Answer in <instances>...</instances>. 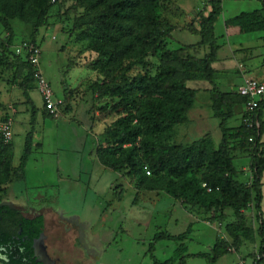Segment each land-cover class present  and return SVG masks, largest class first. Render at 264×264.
I'll return each mask as SVG.
<instances>
[{
  "label": "trees",
  "instance_id": "16d2710c",
  "mask_svg": "<svg viewBox=\"0 0 264 264\" xmlns=\"http://www.w3.org/2000/svg\"><path fill=\"white\" fill-rule=\"evenodd\" d=\"M55 1L0 0V25L7 35L5 42L0 40V47L7 48L12 44L14 32L11 20L15 18L30 24L31 36H35ZM207 1L209 10L200 17L196 31L200 41L196 45L168 49L163 42L173 30V25L164 27L168 21L161 15L160 0H85L87 9L92 13L90 24L99 33L93 48L100 56L99 70L103 75L100 83L92 85V90L99 92L101 97L112 98L109 112L116 116L99 135L96 154L105 167L116 172L123 169V174L134 179L138 188L160 189L187 209L210 214L207 218L210 223H224L227 237L218 235L209 252L194 254L187 253L184 243L191 231V223L179 234L158 230L148 247L151 264H185L189 256H199L214 263L229 252L238 253L245 241L253 243L256 234L260 237L259 246L257 253L251 255L255 258L257 254L258 262L264 264V220L260 209L261 174L264 170L261 143L264 119L261 110L264 100L251 113L244 109L238 126L227 125V121L235 115V107H244L245 97L236 90L223 91L214 82L212 63L217 60L219 49L214 27L222 12L223 0ZM259 1L260 8L241 11L224 20L226 35L264 31V0ZM262 41L264 45V35ZM201 46L207 49L202 56L197 50ZM155 49L160 53L153 73L139 72L126 77L134 62L125 64V60L143 63V58ZM262 62L264 64V58ZM20 65L26 74L18 88L25 97L24 103L30 107V130L25 135L17 166L12 163L13 143L5 141L0 132V184L7 182L6 189L8 184L24 179L33 148L41 146L33 142L37 109L28 94L35 80L34 66L26 54ZM188 80H206L211 84V109L219 120L221 131L217 147L210 133L188 144L169 142L174 134L173 127L189 120L188 111L196 90L186 86ZM42 115L52 117L45 104ZM235 151L247 153L250 157V184L237 179L233 164ZM145 166L149 174H146ZM208 188L211 190L208 191ZM251 205L257 221L256 229L248 224L245 214ZM227 209H231L234 215L231 222H226ZM35 220L39 231L43 227V216L39 215ZM27 237L22 246L8 250L9 260L3 264H40L32 257L33 235L26 234ZM162 239L177 242L173 253L164 260L153 254L155 243ZM0 246H3L2 242Z\"/></svg>",
  "mask_w": 264,
  "mask_h": 264
},
{
  "label": "rangeland",
  "instance_id": "374dc122",
  "mask_svg": "<svg viewBox=\"0 0 264 264\" xmlns=\"http://www.w3.org/2000/svg\"><path fill=\"white\" fill-rule=\"evenodd\" d=\"M160 1V12L162 15L165 0ZM176 1H178L177 4L179 3V5L183 6V9L187 8L189 10L191 8V15H193V8L195 7L194 12H199V14L194 15L193 19H191L192 21H199L202 13H207L209 10L207 0ZM260 7L261 3L259 0H223L222 12L215 24L217 41L219 43L224 42L225 27L223 17L234 16L241 11H251ZM91 17L92 13L87 9L85 0H56L50 5L43 24L38 28L35 36H31L32 28L30 24L17 18L11 20V26L14 32L13 42L7 48L0 47V124L4 122L2 118H6L7 120L8 115L13 114V109L17 105L18 90H20L18 84L26 74V70L21 68L20 63L26 52L23 50L19 52L16 47L21 46L25 41L36 43L40 48L39 69L42 77L49 84L52 92L51 99L55 102L59 99L62 100V103L59 105L60 113L73 110L68 112L66 116L71 115L74 118L83 120L85 117L84 110L88 108V113H92L91 120L98 119L101 130H104L105 126H108L115 120L116 116L110 114L108 107L112 103V98L101 97L99 92H93L92 90V85L94 83H100L103 75L99 70L98 61L100 56L93 48V43L98 39L99 33L90 24ZM173 19H177L181 23L183 22L184 16L181 17V15L175 14ZM170 25L169 21L167 24L164 23L165 28ZM173 30L175 31V27H173ZM173 30L163 42V45L168 49L178 47L180 42L183 44L184 42L192 43L193 39L199 40L198 36L194 37L189 33H178L176 31V35H174ZM256 33L263 35L264 31H255ZM0 40L4 42L7 40L6 31L1 25ZM253 42H256V44L261 43V47L258 50L264 53L262 39L258 42V38L256 37ZM224 48L226 49V47ZM159 53L158 49L153 50L143 58V63H136V60H125V64L129 61L134 62L129 71L126 72V77L130 78L139 72L145 73L148 71L153 73L159 63ZM200 55L202 56V54ZM229 77L233 78L232 84L234 85H228V76L220 72H217L215 81L224 90L235 88L234 86L239 84L238 78L235 77L234 72ZM33 86L34 88L31 89L29 95L37 112L41 113V126L43 121H45L46 126L50 123L54 124V118L52 119L51 117L42 115L44 102L38 92L36 80L33 81ZM65 88L66 90H64ZM202 96H205L204 93L199 94L198 102L200 101L199 97ZM24 116L21 111L15 116L13 128L14 163L18 162L23 144L24 129L27 124L23 120ZM205 120L209 132H211L214 138V145L217 147L221 139L218 118L214 117L210 110V116L206 117ZM58 122L61 123L60 120ZM238 122L239 118L230 119L228 126H235ZM41 131L40 126L36 128L34 141L41 142L43 140L45 142V151H37L30 156V167L34 173L37 175L40 174L41 160L45 159V169L48 178L47 180L42 179L41 181L36 180L35 182H37L36 184L38 182L41 185L45 184L43 189L41 188L42 191L46 189L48 193L61 194V190L53 186V184H58L56 177L50 175V168L56 163V156L51 154L54 151L55 134L54 132L44 133V137L42 135L41 140ZM59 135H62L61 131ZM198 136L195 134L191 135L192 139ZM66 146L64 143L60 149L61 151L56 153L60 160L59 164L63 168L62 176L69 178L70 184H68L70 187V190H68L70 191L71 197L64 203V217L67 216V212H83L85 218H87L84 224H89V229L92 231L95 228L99 234L97 238H101L102 241L100 240L99 242L98 240L99 244L95 245L87 236L89 246L94 251L93 255L84 253L79 246H72V235H69L68 239H65V245L62 246L59 244V232L56 230L59 216L52 210L46 211V231L49 233V252L57 255L60 254V256L62 255L61 260L64 261V264H94L96 256H101L99 259L102 260V264H151L152 260L148 253V247L153 235L158 230H166L171 234H179L186 229L189 223H191V231L184 240L187 246V253L208 252L210 251L209 245L215 241L218 235L227 237L224 232V223L221 225L217 222L206 223L200 218L202 214L206 213L197 210L200 216H196L194 213L190 214L179 201L171 197L168 198V196H165L166 198H164L162 196L160 199L154 201L144 195L140 197L135 195L134 197L135 190L129 182L131 180L135 182V180L128 178L124 174L121 176L119 173H123V169L117 173L105 168L101 171L100 175H97V162L93 157L91 158L89 156L88 152L85 154L80 152L78 154H72L67 152ZM40 148L41 146L38 149ZM236 151L233 164L239 169L242 166L248 168L249 156H247V153H236ZM82 161H85V168H91L93 175L94 172L96 173V178L93 177L89 184L91 190L94 189L96 191V195H92L89 192L84 195V191L81 193L82 185H87L85 181L87 177H85L84 173L76 177ZM248 175V170L242 171L238 175V179L245 181ZM92 183H94V188H92ZM6 184L7 182L0 184V198L7 195L12 196V188L16 192L23 188L22 180L11 184L12 187L7 190L5 188ZM117 184H120L123 188L120 186L121 189H115L114 186ZM149 190L160 191L159 194H162L160 189ZM117 192L119 193L118 195ZM149 193L153 195V192ZM58 198H61V196ZM170 203L176 204L174 210L173 207H169ZM105 205L107 206L106 212L101 216L99 213ZM25 210L32 212L29 209ZM226 213V222L233 221L234 215L232 210L227 209ZM245 214L248 224L256 229L257 221L255 212L250 207L245 210ZM206 215L205 219L210 216V214ZM174 219H177L176 222ZM259 239L260 237L256 234V241L249 248L254 245L257 247ZM176 245L177 242L174 240H158L154 245L153 254L156 258L164 260L173 253ZM251 260L250 257H247L245 263L249 264ZM0 264L3 263L0 262ZM185 264H239V262L237 255L234 252H229L226 256L214 263H210L206 258L199 256H189L186 258Z\"/></svg>",
  "mask_w": 264,
  "mask_h": 264
},
{
  "label": "crops",
  "instance_id": "0c3cea01",
  "mask_svg": "<svg viewBox=\"0 0 264 264\" xmlns=\"http://www.w3.org/2000/svg\"><path fill=\"white\" fill-rule=\"evenodd\" d=\"M177 2L178 1H176V0H165L164 1L165 7H163L162 16L165 18V20L169 21L170 24L173 25V27H175V31L173 30L174 35H176V31L178 33L184 32V33L192 34L194 37L198 36L199 40L193 39L192 43L184 42L183 44L180 42L181 44L179 43V46L176 48H179L182 45H196L200 41V36L196 32L199 29L200 20L199 21H192L191 19H193L194 15L199 14V12H194V8H195L194 7L193 8V15H191V10H192L191 8H189V10L187 8L183 9V6L179 5V3L177 4ZM199 11H201V10H199ZM175 14L181 15V17L184 16L183 22L180 23L177 21V19H173ZM206 14L207 13H205V12L202 13V15H206ZM226 18H228V17L222 18L223 23H224V20ZM214 32H215V27H214ZM224 34H225L223 37L224 42L219 43L217 41V43L219 45V49L217 52V60L212 63V67L215 70V77H216L217 72L224 73L226 76H228V79H227L228 85H234V84H232L233 78L229 77L232 72H234L235 77L238 78L237 80H238L239 84L242 83L243 78L246 76L264 79V64L262 62V59L264 58V53H261L258 50L261 47V43L256 44V42H253L254 38H256V37L258 38V42H260L264 34L258 35V33L255 34V32H249V33H244V34H239V35H230V36L226 35V33H224ZM215 36H216V34H215ZM224 47H226V49ZM176 48H172V49H176ZM197 50L199 51V55L200 54L203 55L207 49L205 46H201V47H198ZM214 82L218 86V88H220L223 91H234L237 88V86L239 85V84H237L236 86H234L235 88L224 90V88H222L221 86H219L216 83L215 78H214ZM186 86L196 90L195 98H194V101H193L191 108L188 111V119H189L188 122H186L184 124H177L173 127L174 134L172 135V137L169 140V142L171 144H188L191 141H193L194 139H197V138H199V137H201L207 133L211 134V132H209V129L207 128V124H206L207 122L205 120L206 117L210 116V110L212 111L210 94H209L211 84L206 80H188V81H186ZM32 88H34L33 85L31 86V89ZM31 89L28 90V94L31 91ZM38 92H39V90H38ZM200 93H204L205 96L199 97L200 101L198 102V96ZM39 94H40V92H39ZM24 101H25V97L22 95L21 90H18L17 105L13 109V114L10 117L12 120V124H11V129H12L11 141H12V143H13V133H14L13 128H14V124H15V116H16V114H18L19 111H21V113H23V116L25 113L23 120H25L27 123L25 126V129H24V138H25L26 133L30 130V124H29L30 123V107L27 104H25ZM71 102H73V101L71 100ZM204 108H205V110H204ZM70 111H73V110H69L67 112L60 113L58 118L51 117L52 119L54 118L55 122H54V124L50 123L48 126L45 125V121H43L42 126H41L40 120H42L41 119L42 116H41L40 112H37L36 119H35L34 133H33V142L34 143H40L41 148L40 149L33 148L32 152L30 154V156H31L32 154H34V152H37V151L44 152L45 151V142L42 140L41 136L43 135V137H44V133L47 134V133L54 132V134H55V142H54V148H53L54 151H52L51 154L53 156L54 155L56 156V163H55V165L51 166V168H50L51 174L50 175H53V177L54 176L56 177L58 184H56V185L53 184V186L57 187V189L61 190V194L48 193L46 189H44L42 191L41 188L43 189V186L45 184L41 185L39 182H38V184H36L37 182H35L36 180H38V181H41L42 179L47 180L48 174L46 173V169H45L46 168V166H45L46 160L45 159L41 160L42 165L39 169V171L41 173L37 175L36 173L33 172L32 168L30 167V161H29L30 159H28L26 167H25L24 179L22 180L23 181V188L21 190H18L17 192H16V190H13V188H12V192H11L12 196H9V198L12 200L13 203H15L18 206L23 207L24 209L37 210L40 213H45V215H46V211L52 210L62 219L66 218V217L75 218L79 222L84 224L87 221L86 220L87 218H85L83 212H81V211H74V212H69V213L67 212V216L64 217V210H63L64 203L67 200H69L68 199L69 197H71V195L69 193L70 187L68 186L69 178H64L62 176L63 168H61V166L59 164L60 160L58 159V156H57L58 154H56V153L61 151L60 149L63 147V144L65 143L67 145L66 146L67 152H70L72 154H78V152L85 154L86 152H88L89 156L91 158L93 157V159L97 162V168H98L97 175H100L101 171L105 168H108V167H105L103 164H101L99 162V160L97 158V154H96L97 153V146H98L97 145L98 144V137L103 131V129L101 130V128H100L99 120L98 119H95L94 121L91 120L92 113H88V108L84 110L85 117L83 120L74 118L71 115L66 116V114ZM244 113H245V111H244L243 105H241V106L237 105L235 107V115L231 118V119L239 118V122L235 126H238L240 124L241 118L243 117ZM212 114H213V111H212ZM261 114H262V119H264V107L261 110ZM59 120L61 121V123L58 122ZM229 120L227 121V125H228ZM218 125H219V123H218ZM39 126H40V130L42 129V131L40 133V139L42 141L36 142V141H34L35 131H36V128H39ZM235 126H230V127H235ZM60 131L62 132L61 136L59 135ZM194 134L199 135V136L197 138L192 139L191 135H194ZM211 136H212V134H211ZM24 138H23V142H22L23 144H24ZM212 138H213V136H212ZM189 139H191V140H189ZM261 143H262V147L264 148V131L261 135ZM23 144H22V147H23ZM22 147H21V150H22ZM236 153H238V152H236ZM20 154H21V152H20ZM13 156H14V151H13ZM30 156H29V158H30ZM247 156H248V154H247ZM19 157H20V155H19ZM65 161H66V159H65ZM12 163H13V166H17L19 163V159H18V162H16V163H14L12 160ZM249 164H250V157H249L248 168H246L245 166H242L239 169L235 166V168L237 170V179H238V175L240 174V172H242V171L244 172V171L248 170V172H249L248 178L245 181H241V182H244L247 184H250L251 178H252L251 171L249 169ZM94 168H95V166H94ZM83 169H84V171H83ZM108 169H110V168H108ZM114 172H116V171H114ZM81 173H84L85 177H87V180H85L87 182V185H85V184H83L84 186L82 185L81 193H82V191H84V193H83L84 195L87 192L91 193L92 195H96V191L94 189L91 190L90 185H89L90 180H92L93 177L96 178V173L94 172V175H93L91 172V168H89V169L85 168V161H82V164L79 168V173L76 174V177L81 176ZM117 173H119V172H117ZM119 174L121 176H123V173H119ZM15 182L16 181L8 184L7 189L12 187L11 184H13ZM93 184L94 183H92V188H94ZM129 184L132 187H134V190H135L134 197H135V195H138L139 197L144 195V196L148 197V199H153V201L160 199L162 196H164V198H166L165 196H168V198L170 197L169 195H167L163 191H162V194H159L160 191L156 192L155 190H149V189H145V188L140 189L137 187L136 183L133 182V180H131L129 182ZM120 186H121L120 184H117L114 186V188L115 189L117 188V190L119 188L121 189V187L123 188V186H121V187ZM119 192H121V190H119ZM149 192H153L152 193L153 195H151ZM118 194L119 193L117 192V195ZM59 196H61V198H58ZM175 205H176L175 203H170L169 207H173V210H174ZM250 207L252 208V211L254 212L252 205ZM184 208L186 210H188L187 211L188 213H190V214L194 213V215L200 216V214H198L199 211L190 210V209H187L186 207H184ZM106 209H107V206L105 205V207L103 209H101L99 214L101 216L103 214H105L104 212H106ZM260 209H261V218L264 220V170L261 174ZM206 216H207L206 214H202L200 216V218H202L206 223H210L209 221H207V219H205ZM176 220L177 219H174L175 222H176ZM85 225H86V235L90 238V241L92 240L95 245H98L101 238H99V239L97 238V236H99V234L97 233V230H95V228H93V231H92L91 229H89V224H85ZM93 225H95V224H93ZM45 226H46V224H45ZM98 240H99V242H98ZM259 241H260V239H259ZM213 243L209 245L210 249H211ZM251 244H252L251 242L245 241V243L243 244V247L239 250V252L238 253L234 252L237 255L238 262L239 261L245 262V259L247 257H250L252 259L251 254L254 252L257 253V249H258L259 244L257 247H255V245H254L253 247L249 248L251 246ZM224 256H226V254L221 256L219 259L223 258ZM99 258H101V256L100 257L98 256L97 260L95 259L94 264H102V262H101L102 260ZM98 259H99V261H98Z\"/></svg>",
  "mask_w": 264,
  "mask_h": 264
},
{
  "label": "flooded vegetation",
  "instance_id": "af4514ba",
  "mask_svg": "<svg viewBox=\"0 0 264 264\" xmlns=\"http://www.w3.org/2000/svg\"><path fill=\"white\" fill-rule=\"evenodd\" d=\"M4 201H11V204H2L0 205V242L3 246H0V262L4 263L9 260L7 253L11 248H16L22 246L25 242V239L28 240V237L25 238L26 234L33 235L32 237V257L35 259L36 263L41 262L37 261L34 256V240L43 233V245L45 250L50 258V264H64V261L61 260L62 255L60 256L54 253L49 252V233L46 231V215L45 213H40L37 210H32V212L26 211L23 207L16 205L12 202L9 196L0 198V203ZM42 215L43 216V227L41 230L37 231L36 218ZM32 220H35L32 222ZM81 222H77L75 218H61L58 217V225H56V230L59 232L60 240L59 244L62 246L65 245V239H68L69 235H72V246H79L84 253L88 255H93L94 252L89 246L86 235V227H82ZM28 231V232H27ZM80 232H82L85 237V243L80 241ZM35 234V235H34ZM83 244L87 245V248L83 247ZM97 260V257L95 258Z\"/></svg>",
  "mask_w": 264,
  "mask_h": 264
},
{
  "label": "built area",
  "instance_id": "2783aa9c",
  "mask_svg": "<svg viewBox=\"0 0 264 264\" xmlns=\"http://www.w3.org/2000/svg\"><path fill=\"white\" fill-rule=\"evenodd\" d=\"M55 1V0H52ZM17 51H25L30 63L34 66L33 76L37 81L38 90L40 92L41 98L45 104L46 109L51 114L52 117L58 118L60 115L59 105L62 103V100L53 101L51 99L52 92L49 87V84L44 80L39 69V57H40V48L36 43H31L25 41L21 46H17ZM241 96L245 97L244 109L251 113L255 110L260 102L264 100V79H259L256 77L246 76L243 78L241 84L235 89ZM11 115H8V119L0 124V132L2 133L5 141L11 140L12 129H11ZM146 174H149L147 167H144ZM205 186V183H202ZM211 188H208L210 191ZM259 256L256 254L255 258H252L249 264H261L258 262ZM239 264H246L244 261H239Z\"/></svg>",
  "mask_w": 264,
  "mask_h": 264
},
{
  "label": "water",
  "instance_id": "95a60500",
  "mask_svg": "<svg viewBox=\"0 0 264 264\" xmlns=\"http://www.w3.org/2000/svg\"><path fill=\"white\" fill-rule=\"evenodd\" d=\"M2 204H11V201L1 202L0 205H2ZM76 221L79 222L77 219H76ZM80 224L83 228L86 227L85 224H83V223H80ZM84 235L85 234L80 232L79 236H80V241H83L85 243L86 241H85ZM42 239H43V233H41L40 236L34 240V244H33L34 256H35L36 260L41 262L42 264H50V258H49V255L47 254V251L45 250V246L43 245ZM83 247L87 248V245L83 244Z\"/></svg>",
  "mask_w": 264,
  "mask_h": 264
}]
</instances>
